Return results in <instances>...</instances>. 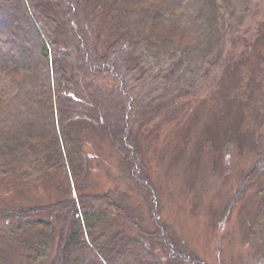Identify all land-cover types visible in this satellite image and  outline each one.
Wrapping results in <instances>:
<instances>
[{
    "label": "trees",
    "instance_id": "16d2710c",
    "mask_svg": "<svg viewBox=\"0 0 264 264\" xmlns=\"http://www.w3.org/2000/svg\"><path fill=\"white\" fill-rule=\"evenodd\" d=\"M260 3L0 0V182L58 172L67 192L0 205V238L22 249L25 264H163L159 249L176 264H208L162 218L137 126L173 98L218 94L259 36ZM87 124L108 137L148 205L149 223L114 189L74 193ZM263 152L259 146L241 194L263 181ZM252 230L264 252V197Z\"/></svg>",
    "mask_w": 264,
    "mask_h": 264
},
{
    "label": "rangeland",
    "instance_id": "374dc122",
    "mask_svg": "<svg viewBox=\"0 0 264 264\" xmlns=\"http://www.w3.org/2000/svg\"><path fill=\"white\" fill-rule=\"evenodd\" d=\"M260 5L259 36L242 64L228 69L218 94L203 100L192 95L173 98L137 126L144 160L162 199V218L176 238L208 264H264V252L252 230L264 197V177L247 193L239 190L259 146L264 149V93L258 61L264 58V0ZM85 127L79 134L78 183L72 175L74 193L114 189L124 195L133 215L149 223L148 205L108 137L97 126ZM64 185L58 172L31 183L0 182V205L62 198L67 194ZM14 246L0 238V253L13 249L0 257L8 264H25L22 249ZM158 251L163 264H176Z\"/></svg>",
    "mask_w": 264,
    "mask_h": 264
}]
</instances>
